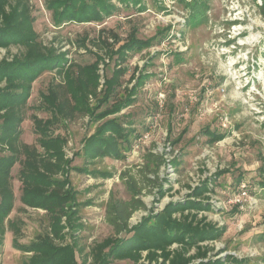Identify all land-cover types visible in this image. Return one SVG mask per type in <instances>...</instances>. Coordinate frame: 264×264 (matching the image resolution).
Listing matches in <instances>:
<instances>
[{
  "label": "rangeland",
  "instance_id": "obj_1",
  "mask_svg": "<svg viewBox=\"0 0 264 264\" xmlns=\"http://www.w3.org/2000/svg\"><path fill=\"white\" fill-rule=\"evenodd\" d=\"M30 2L34 27L43 46L66 52L70 62L81 65L95 61L96 53L105 57L98 70L100 91L105 87L106 75L111 76L120 67L117 55L109 57L105 46L94 45L102 33L111 43L115 42L113 34L120 36L115 49L132 32L144 39L156 36L152 46L130 53L122 64L128 69L120 76L119 96L125 95V87L131 88L135 83L131 81L133 72L149 74L131 105L99 120L78 112L74 119L61 120L53 127L54 134L67 139L66 157L74 158L73 167L56 178L68 177L67 187L77 194L74 202L67 203L68 212L60 215L64 227L60 236L53 235L55 243L73 246L77 264H97L91 252L93 246L113 234L104 217L108 198L132 197L126 180L120 176L124 171L139 180L143 187L139 196L146 206L159 210L170 200L185 197L190 185L220 169H228L216 179L211 199L215 210L204 213L227 229L220 239L207 244L214 248L212 253L223 248L221 255L248 256L249 264H264V16L260 0H206V4H198L201 8L207 6L206 15L196 21L189 19L191 0L188 5L180 0H143L144 9L140 4L114 0L119 8L104 20L61 23H56L57 12L48 7L52 0ZM23 50L15 45L0 48V61ZM65 83V74L58 68L45 70L33 81L30 98L22 110L23 142L39 146L40 134L35 131L33 116H52L43 97L55 84L66 91ZM113 102L103 104L97 112ZM90 103L95 105L96 98L90 96ZM111 118L127 130H134L128 143L121 141L125 157L87 159L86 140L103 121ZM210 130L224 137L212 142ZM146 132L150 133L148 138L144 137ZM8 151L9 147L0 143V156ZM148 152L165 153L168 159L178 160L176 166L161 165L160 181L164 180L165 187H173L157 202V188L149 186L141 174L146 164L154 166ZM20 167L17 162L11 169L15 200L8 217L18 225V242L25 249L17 253L12 250V240H6L0 249V264H25L33 254L26 247L50 233L51 214L21 201ZM147 176L153 178L155 174L149 172ZM244 184L247 195L234 203ZM73 210L74 227L68 220ZM145 214L147 211L138 210L131 223ZM12 234L14 238L13 231ZM131 263L115 260L110 264Z\"/></svg>",
  "mask_w": 264,
  "mask_h": 264
},
{
  "label": "trees",
  "instance_id": "obj_2",
  "mask_svg": "<svg viewBox=\"0 0 264 264\" xmlns=\"http://www.w3.org/2000/svg\"><path fill=\"white\" fill-rule=\"evenodd\" d=\"M118 1L140 4L145 8L143 0ZM180 1L189 4V0ZM191 1L193 4L189 19H202L206 15L207 6L201 8L198 4H206V0ZM48 7L57 12L56 23L69 20L100 21L113 15L119 8L114 0H52ZM259 7L264 16V0ZM34 21L30 0H0V48L9 49L15 45L24 49L0 61V143L9 147L8 153L0 156V249L7 230L13 231L15 235L14 247L25 249L18 242V225L8 217L15 200L11 169L15 163L20 162L18 178L21 181L22 203L45 209L52 218L50 233L26 247L33 254L25 264H77L73 246H60L54 241V236H60L64 227L60 215L67 210L68 202L75 201L77 194L69 188L68 177L56 178V175L67 173L73 167L74 158L66 157L64 147L67 139L54 134L53 127L61 120L74 119L78 112L88 113L99 120L131 105L135 101L137 89L149 74L141 72L136 75L133 72L131 81L135 83L131 88L125 87V95L119 96L120 76L128 69L122 64L127 61L130 53L152 46L156 36L144 39L132 32L115 49L116 43L121 41L120 36L113 34L115 42L111 43L103 38L102 33L94 45L105 46L109 57L117 55L120 67L111 76L106 75L105 87L100 91L98 70L100 62H105V57L96 53V60L89 64L70 62L66 52H57L55 48L43 46ZM53 68L64 72L66 91L55 84L50 87L49 94L44 95L46 109L51 111L52 116L49 119L33 116L35 131L40 134L39 146L28 144L20 139V127L25 120L22 110L30 98L33 81L45 70ZM90 96L96 98L95 105H91ZM111 100L113 104L97 112L96 109ZM133 131L127 130L116 118L106 119L85 142L87 159L94 161L105 156L125 157L121 141L128 143ZM208 133L212 142L224 137L220 132L210 130ZM147 155L154 166L150 168L146 164L141 174L145 175L144 181L149 186L157 188L155 201H161L173 187L172 184L165 187L164 180L160 181L159 178V169L168 159L161 152H148ZM177 161L170 159L169 162L176 166ZM227 171L220 169L213 176L204 178L194 186L190 185L185 197L170 200L159 210L148 208L139 196L143 191L139 180L127 171L122 172L120 176L126 180L132 197L128 200L112 196L108 198L105 220L113 228V234L93 246L91 252L94 262L110 264L115 260H129L131 264H249L251 258L248 256L238 257L231 253L221 255L223 248L212 253L214 248L207 244L220 239L227 229L225 224L209 220L204 214L215 210L211 199L216 179ZM149 172L155 176L149 178ZM138 210H145L147 214L132 224L130 220ZM70 214L68 220L74 227L76 211H70Z\"/></svg>",
  "mask_w": 264,
  "mask_h": 264
},
{
  "label": "built area",
  "instance_id": "obj_3",
  "mask_svg": "<svg viewBox=\"0 0 264 264\" xmlns=\"http://www.w3.org/2000/svg\"><path fill=\"white\" fill-rule=\"evenodd\" d=\"M262 3V0H260V2H259V4H261ZM160 103H162V101L160 102ZM162 105V104H161ZM149 132H146V134H144V137L145 138H148V136H149ZM168 159V158H167ZM168 162L166 163V164H168L169 166H170V159H168L167 160ZM246 187V185L244 184L243 185V187H242V191L239 193V196H238V198L235 200V201H233L234 203H239L240 201H241V199L244 197V195H247V191H246V189H244ZM213 205L215 206L216 204L215 203H213Z\"/></svg>",
  "mask_w": 264,
  "mask_h": 264
},
{
  "label": "crops",
  "instance_id": "obj_4",
  "mask_svg": "<svg viewBox=\"0 0 264 264\" xmlns=\"http://www.w3.org/2000/svg\"><path fill=\"white\" fill-rule=\"evenodd\" d=\"M126 108V107H125ZM123 125V124H122ZM129 126V125H128ZM125 127V126H124ZM130 127V126H129ZM106 157V156H105ZM104 217H105V214H104ZM12 240V243H13V234H12V231L11 230H7V232H6V234H5V240H4V243H5V245H6V240ZM4 245V244H3ZM2 245V246H3ZM13 247V246H12ZM12 250H14L15 252H17V253H19V251H22V250H20V249H18V248H15V247H13L12 248ZM13 263V262H12ZM11 263V264H12Z\"/></svg>",
  "mask_w": 264,
  "mask_h": 264
}]
</instances>
